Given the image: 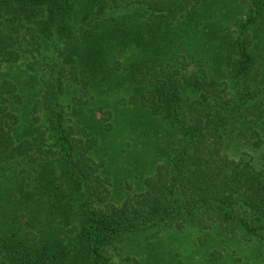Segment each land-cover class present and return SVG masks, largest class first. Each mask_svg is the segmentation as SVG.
Here are the masks:
<instances>
[{
	"label": "trees",
	"instance_id": "obj_1",
	"mask_svg": "<svg viewBox=\"0 0 264 264\" xmlns=\"http://www.w3.org/2000/svg\"><path fill=\"white\" fill-rule=\"evenodd\" d=\"M0 264H264V0H0Z\"/></svg>",
	"mask_w": 264,
	"mask_h": 264
},
{
	"label": "rangeland",
	"instance_id": "obj_2",
	"mask_svg": "<svg viewBox=\"0 0 264 264\" xmlns=\"http://www.w3.org/2000/svg\"><path fill=\"white\" fill-rule=\"evenodd\" d=\"M152 256L158 257L164 263V243L161 244V247L158 246L152 250Z\"/></svg>",
	"mask_w": 264,
	"mask_h": 264
}]
</instances>
